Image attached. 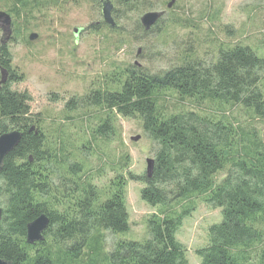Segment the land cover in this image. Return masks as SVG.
<instances>
[{"label": "trees", "instance_id": "1", "mask_svg": "<svg viewBox=\"0 0 264 264\" xmlns=\"http://www.w3.org/2000/svg\"><path fill=\"white\" fill-rule=\"evenodd\" d=\"M111 1L116 21L130 20L138 29L143 28L139 17L165 2ZM68 2L78 0H11L6 11L19 34L33 11ZM162 16L143 33L155 30ZM102 26L121 33V26L104 21L89 29L97 32ZM180 55L177 64L159 73L117 66L87 92L71 97L64 105L65 119L78 112L76 126L89 131L90 139L70 147L60 127L46 132L42 117L30 113L28 92L10 88L21 76L11 68L9 48L0 45V65L8 71L0 89V134L21 132L0 171L1 259L9 264H189L176 232L194 200L202 198L221 209L222 220L208 228V244L196 252L199 264H243L254 250L258 264H264V134L218 111L241 105L253 118L264 119V56L247 45L223 42L205 57L192 47ZM167 92L193 109H165L160 100ZM91 108L105 116L90 127ZM117 116L138 119L153 143V170L150 176L118 172L129 164V154L122 153L111 162L113 177L99 184L95 172L101 169L89 168L87 156L95 141L113 140ZM127 180L143 182L140 198L160 209L146 221V239L117 241L108 252L105 233L129 229ZM42 213L48 217L44 239L27 244L26 225Z\"/></svg>", "mask_w": 264, "mask_h": 264}, {"label": "rangeland", "instance_id": "2", "mask_svg": "<svg viewBox=\"0 0 264 264\" xmlns=\"http://www.w3.org/2000/svg\"><path fill=\"white\" fill-rule=\"evenodd\" d=\"M167 2L165 0L163 5L149 10H165V13L155 30L148 34L143 33L142 27V30L136 28L130 20L116 21L113 14L115 25L122 27L119 31L122 34L103 26L99 31L91 32L89 25H99L103 21L101 5L82 0L50 6L43 13L33 11L19 34L14 30L16 20L11 17V35L5 45L11 52V68L21 78L12 82L10 88L28 92L31 96L30 113L42 117L46 132L60 127L63 142L71 147L90 138L89 131L80 132L76 126L79 122L75 117H81L78 112L71 113L72 119H65V103L71 97L87 92L99 76L117 66L136 65L149 73H159L177 64L183 50L192 47L205 57L219 42L247 45L264 56V0H176L169 9L166 8ZM10 4L11 0H0V10L6 11ZM17 22L21 24L19 20ZM31 33L37 37L28 40ZM160 103L170 111L193 109L191 105L183 104L174 92L162 95ZM220 108L218 111L228 119L264 134V119L253 118L241 105ZM204 109L215 111V108L206 106ZM95 110H88L93 112L88 123L90 127L99 117L105 116ZM114 123L116 134L113 140L95 141L92 154L87 156L89 168L101 169L100 173L95 172L100 177L95 179L99 184L113 177L111 162L122 153L129 154L127 170H118L123 174L129 171L145 175L146 159L153 158V143L138 119L117 116ZM134 137L138 139L134 141ZM103 158L109 162L103 164ZM222 177L220 173L217 180ZM143 186L141 181L127 180L125 205L129 229L116 234L106 232V251L109 252L117 241H142L148 237L146 221L159 212L160 207H151L140 198ZM193 205L191 214L183 219L177 230L176 239L184 246L188 263L199 264L201 258L196 252L208 244V228L219 223L222 215L220 208L212 207L202 198L195 199ZM258 262V251L254 250L243 264Z\"/></svg>", "mask_w": 264, "mask_h": 264}, {"label": "water", "instance_id": "3", "mask_svg": "<svg viewBox=\"0 0 264 264\" xmlns=\"http://www.w3.org/2000/svg\"><path fill=\"white\" fill-rule=\"evenodd\" d=\"M176 0H168L166 3V8H171ZM101 5V16L104 22L111 26H114V20L112 18L113 4L111 0H99ZM165 13V10L161 11H148L140 16V23L145 30L150 29L157 20ZM0 29L2 30V37L0 39V45L6 44L8 37L11 35V16L6 11L0 10ZM77 34V31H74ZM37 37L36 34L31 33L28 36V40H33ZM6 72V70H5ZM7 74V73H6ZM3 77L0 80V85L4 82L5 73L3 72ZM31 127L30 130H32ZM21 137V132L18 130H10L8 132L0 134V171L3 166V160L6 154L13 149V147L18 143ZM138 137H134L133 140H137ZM153 159H146V175L150 176L153 170ZM1 213V209H0ZM48 225V217L44 213L37 216L35 219L30 221L26 225V235L25 241L27 244H33L37 241L44 239L43 232ZM0 264H9L8 261L0 258Z\"/></svg>", "mask_w": 264, "mask_h": 264}, {"label": "flooded vegetation", "instance_id": "4", "mask_svg": "<svg viewBox=\"0 0 264 264\" xmlns=\"http://www.w3.org/2000/svg\"><path fill=\"white\" fill-rule=\"evenodd\" d=\"M1 30V29H0ZM5 68L4 67H2L1 65H0V80H1V78L3 77V72L5 73V78H4V82L0 85V89L2 88V86L6 83V81H7V77H8V71L6 70V72H5ZM7 73V74H6Z\"/></svg>", "mask_w": 264, "mask_h": 264}]
</instances>
